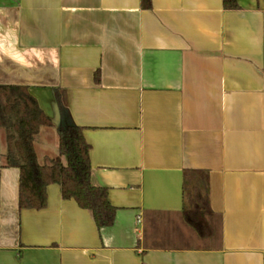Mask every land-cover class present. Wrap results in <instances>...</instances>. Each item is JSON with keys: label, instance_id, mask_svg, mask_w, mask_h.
<instances>
[{"label": "crops", "instance_id": "obj_1", "mask_svg": "<svg viewBox=\"0 0 264 264\" xmlns=\"http://www.w3.org/2000/svg\"><path fill=\"white\" fill-rule=\"evenodd\" d=\"M150 1L0 0V85L52 121L38 163L59 154L56 90L116 208L98 229L50 184L45 208L20 210L0 127V264H264V0ZM185 178L221 216L219 249L191 248L179 222L147 230L146 212L182 210Z\"/></svg>", "mask_w": 264, "mask_h": 264}, {"label": "trees", "instance_id": "obj_2", "mask_svg": "<svg viewBox=\"0 0 264 264\" xmlns=\"http://www.w3.org/2000/svg\"><path fill=\"white\" fill-rule=\"evenodd\" d=\"M141 3L144 9L151 7L150 0H141ZM224 5L226 8L237 7L234 0H224ZM55 100L59 114L56 127L59 154L49 164L40 165L34 152L33 137L41 126H51L52 121L27 87L0 85V127L6 130L7 165L19 170L18 208H45L47 187L58 184L61 197L73 199L80 208L89 210L98 229L111 227L115 221L116 208L109 201L108 189L91 183L90 145L84 138L83 128L72 122L56 90ZM196 186L201 191L200 182H196ZM188 187L185 178L183 207L175 213L176 218H171L169 213L146 212L145 223L155 233L162 234L169 225L176 226L179 222L189 233L191 248L219 249L222 238L221 216L209 208L205 185L202 187L204 192L194 196H191Z\"/></svg>", "mask_w": 264, "mask_h": 264}, {"label": "rangeland", "instance_id": "obj_3", "mask_svg": "<svg viewBox=\"0 0 264 264\" xmlns=\"http://www.w3.org/2000/svg\"><path fill=\"white\" fill-rule=\"evenodd\" d=\"M147 230H149V231H150V230H151V228H150V227H147ZM152 231H153V230H152Z\"/></svg>", "mask_w": 264, "mask_h": 264}, {"label": "water", "instance_id": "obj_4", "mask_svg": "<svg viewBox=\"0 0 264 264\" xmlns=\"http://www.w3.org/2000/svg\"><path fill=\"white\" fill-rule=\"evenodd\" d=\"M58 122H59V118H58ZM57 125H58V123H57Z\"/></svg>", "mask_w": 264, "mask_h": 264}]
</instances>
